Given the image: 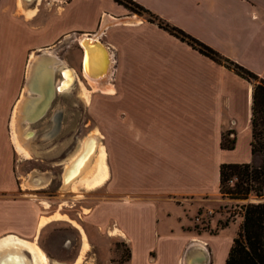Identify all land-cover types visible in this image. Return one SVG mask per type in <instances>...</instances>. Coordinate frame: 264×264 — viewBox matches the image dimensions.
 Segmentation results:
<instances>
[{
    "label": "crops",
    "instance_id": "1",
    "mask_svg": "<svg viewBox=\"0 0 264 264\" xmlns=\"http://www.w3.org/2000/svg\"><path fill=\"white\" fill-rule=\"evenodd\" d=\"M133 1L264 79V0ZM26 3L38 10L26 17L17 9L25 21L40 5L53 6L39 28L29 29L30 45L95 34L110 54L108 90L96 95L108 155L109 199L101 210L124 233L128 264H138L136 248L144 251L143 264H223L233 230L196 232L192 225L202 216L212 220V205L222 201L220 164L253 160L252 82L114 0ZM15 4L0 0V23L17 21ZM13 87L0 80V96L8 100ZM222 133L233 137L232 148L221 147ZM10 144L0 118V232L22 237L37 233L42 216L19 196ZM85 214L96 224V204Z\"/></svg>",
    "mask_w": 264,
    "mask_h": 264
},
{
    "label": "rangeland",
    "instance_id": "2",
    "mask_svg": "<svg viewBox=\"0 0 264 264\" xmlns=\"http://www.w3.org/2000/svg\"><path fill=\"white\" fill-rule=\"evenodd\" d=\"M15 3V1H14ZM42 4L39 7L38 15L33 21H25V16L21 15L16 8L14 14L17 21L14 23H0L4 31L0 29V80L10 81L14 84L12 96L5 100L0 96V118L5 133L9 136V122L12 108L20 94V91L26 79V66L29 53L41 54L39 47L47 46L52 48L55 53L65 59L70 65H73L80 75H82V54L83 50L79 48L76 40H64V35L50 42L49 44L32 46L27 41L28 31L31 27L39 28L44 23L47 11ZM147 18V14L140 13ZM21 20V21H20ZM23 20V21H22ZM24 30V33L22 30ZM34 34V32H33ZM74 36V35H73ZM8 39L2 45V41ZM26 41L24 45L21 42ZM64 41V42H62ZM62 42V43H61ZM60 43V44H59ZM20 44V45H19ZM55 46V47H54ZM79 65V66H78ZM58 77V76H57ZM83 82L93 90L90 96L89 104H86L79 95L78 85H75L73 91L64 95L56 94L49 105L48 110L36 122L31 124V128L37 133L33 137V143L37 144L39 151L37 156L32 159H23L12 149L11 165L14 176L21 184L19 196L31 200L36 206V215H48L54 211L66 215L73 219L85 232L89 249L84 252L81 261L78 264H128L129 247L125 239L118 236H110L109 230L116 226L114 221L109 218L108 209L101 210L102 206H107L109 193L107 185L104 183L101 187L93 190H81L72 192L69 189L63 190L61 187V174L64 157L72 153L81 137L91 132L96 126V95L106 91L97 90L88 83L84 76ZM39 108L36 109V111ZM56 114L59 119V129L55 134L46 139V135L53 125L52 117ZM98 129V128H97ZM231 137L230 135H228ZM103 140V137L100 139ZM254 162L257 159H253ZM32 171H42L49 174V180L46 185L37 188H25L23 178ZM238 180L236 174L231 175L227 180V185L233 188V184ZM79 194L80 196H76ZM221 194L222 201L218 206L212 205V220L205 216L199 217L193 221L192 229L196 232L208 231L216 232L219 228L228 227L233 230L234 236L241 232L244 219L245 207L248 204L264 203V187L259 195L250 192L245 198L233 197L228 194ZM42 202L47 203V207ZM96 204V224L92 221L90 215L85 213L90 211ZM38 216V217H39ZM104 216L103 219H101ZM38 220V219H37ZM37 224V223H36ZM226 233H231V230ZM262 229H264V222ZM8 233V231H5ZM0 232V235L5 234ZM36 234L33 232H23L22 237L31 240ZM264 234V231H263ZM264 240V235H263ZM37 242L44 249L50 264H73L78 255L81 233L77 226L64 220H51L41 227L37 232ZM264 242V241H263ZM263 246V244H262ZM136 258L138 264H143L144 256L142 248H136ZM25 255H29L25 251Z\"/></svg>",
    "mask_w": 264,
    "mask_h": 264
},
{
    "label": "bare ground",
    "instance_id": "3",
    "mask_svg": "<svg viewBox=\"0 0 264 264\" xmlns=\"http://www.w3.org/2000/svg\"><path fill=\"white\" fill-rule=\"evenodd\" d=\"M27 1L30 0H17V9L26 17H30L38 9L37 7L31 8L26 3ZM37 1L38 3L42 2V0ZM71 39L79 42L83 50L82 75L73 65L58 56L53 51V47L43 48L41 54H36L34 51L29 53L25 83L12 108L9 122L11 144L16 153L23 159H32L39 154L36 148L37 144L33 143V137L38 130H33L31 124L41 118L48 110L56 94L70 93L73 91L74 86L78 85L79 95L86 104H89L93 90L89 89L83 82L84 76L94 88L99 87L108 90L106 84L111 75V59L107 48L97 42L98 37L95 34H83L75 38L70 34L64 40L67 43L68 41L72 42ZM97 45H100L104 51L101 55L96 50ZM37 108L39 109L36 111ZM52 120L53 125L47 133L46 139L52 137L59 129L60 122L56 114L52 117ZM101 138L102 135L99 130L94 128L81 137L72 153L64 157L61 162L63 171L60 176V188L77 193L80 192V189L88 191L99 188L106 182L108 178V155L100 140ZM24 180L26 185L37 188L46 185L49 174L42 171H32L25 176ZM76 196L80 195L76 194ZM42 203L47 207L46 202ZM41 216L37 232L53 219L68 221L77 226L81 233V243L73 264H78L84 252L89 249L83 229L73 219L59 211H54L51 216ZM109 234L110 236L125 237L117 226L112 227ZM25 251L29 255H25ZM49 260L44 249L37 242V233L31 240L14 233L0 236V264H50Z\"/></svg>",
    "mask_w": 264,
    "mask_h": 264
},
{
    "label": "trees",
    "instance_id": "4",
    "mask_svg": "<svg viewBox=\"0 0 264 264\" xmlns=\"http://www.w3.org/2000/svg\"><path fill=\"white\" fill-rule=\"evenodd\" d=\"M129 11L147 14V19L159 27L185 41L200 53L213 61L223 64L234 72L252 82L250 103V154L253 160L242 163H221L219 166V192L233 197L245 198L250 192L259 195L264 187V79L255 73L233 62L216 50L192 37L182 29L169 24L133 0H114ZM233 137L228 133L221 136V147H233ZM236 174L238 180L233 188L228 186V178ZM264 222V203L248 204L245 207L241 232L232 240L227 257L223 264H264V240L262 229ZM263 244V246H262Z\"/></svg>",
    "mask_w": 264,
    "mask_h": 264
},
{
    "label": "water",
    "instance_id": "5",
    "mask_svg": "<svg viewBox=\"0 0 264 264\" xmlns=\"http://www.w3.org/2000/svg\"><path fill=\"white\" fill-rule=\"evenodd\" d=\"M97 42H98L99 44H101L102 46H104V44H103L100 40L97 39ZM96 50H97V52H98L100 55L102 54V52H104V51L102 50V48H101L100 45H97Z\"/></svg>",
    "mask_w": 264,
    "mask_h": 264
}]
</instances>
